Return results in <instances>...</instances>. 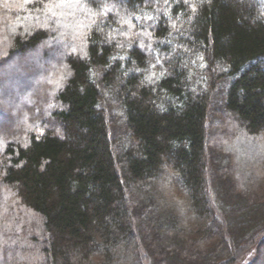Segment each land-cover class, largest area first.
I'll return each mask as SVG.
<instances>
[{"label":"trees","instance_id":"1","mask_svg":"<svg viewBox=\"0 0 264 264\" xmlns=\"http://www.w3.org/2000/svg\"><path fill=\"white\" fill-rule=\"evenodd\" d=\"M249 252L264 264V0H0V264Z\"/></svg>","mask_w":264,"mask_h":264},{"label":"rangeland","instance_id":"2","mask_svg":"<svg viewBox=\"0 0 264 264\" xmlns=\"http://www.w3.org/2000/svg\"><path fill=\"white\" fill-rule=\"evenodd\" d=\"M249 257H251V253L249 252V254L245 255L244 259L239 263V264H245L248 260H249Z\"/></svg>","mask_w":264,"mask_h":264},{"label":"snow or ice","instance_id":"3","mask_svg":"<svg viewBox=\"0 0 264 264\" xmlns=\"http://www.w3.org/2000/svg\"><path fill=\"white\" fill-rule=\"evenodd\" d=\"M193 10H195V9H193Z\"/></svg>","mask_w":264,"mask_h":264}]
</instances>
